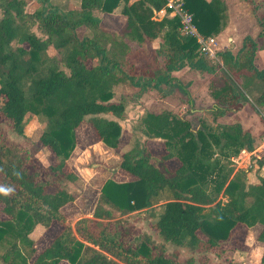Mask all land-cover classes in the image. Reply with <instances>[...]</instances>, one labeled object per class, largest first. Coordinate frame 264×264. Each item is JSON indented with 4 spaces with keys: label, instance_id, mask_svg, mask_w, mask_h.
<instances>
[{
    "label": "trees",
    "instance_id": "obj_1",
    "mask_svg": "<svg viewBox=\"0 0 264 264\" xmlns=\"http://www.w3.org/2000/svg\"><path fill=\"white\" fill-rule=\"evenodd\" d=\"M31 1L37 6L27 12ZM166 1L80 0L79 9L67 10L50 0H0V125L22 135L27 118H39L44 129L37 141L52 155L43 164L30 149L8 142L0 127V205L6 216L0 220V264H194L177 249L221 257L224 243L241 232L243 245L247 229L257 224V241L264 244V177L248 184L252 168L233 172L229 166L232 156L254 149L252 135L237 122L211 126L202 121L193 131L187 120L172 114L146 115L141 120L147 139L121 154L120 169L132 179L106 180L91 218L72 225L61 211L74 200L65 184L74 183L77 175L67 161L83 120L99 142L119 147L123 131L118 120L124 118L125 104L113 100L111 77L139 91L160 92L182 89L174 73L183 69L214 75L213 122L240 110L252 88L260 89L256 100L264 104V67L254 63L256 51L264 50V0H246L258 38L245 36L235 52H218L219 63L206 59L193 38L179 35L177 18L152 19ZM182 1L202 36L226 26V0ZM96 12L122 15L139 43L161 41L148 50V71H128L99 46ZM50 48L55 54L48 53ZM148 140L158 141L163 152L152 155ZM171 160L177 162L173 169L167 164ZM251 165L259 171L264 154L253 157ZM219 195L225 201H217ZM158 204L161 210L149 226L160 242L144 232L132 236L113 216ZM52 223L60 230L37 253L30 234ZM166 244L174 250L168 252ZM259 264H264V252Z\"/></svg>",
    "mask_w": 264,
    "mask_h": 264
},
{
    "label": "rangeland",
    "instance_id": "obj_2",
    "mask_svg": "<svg viewBox=\"0 0 264 264\" xmlns=\"http://www.w3.org/2000/svg\"><path fill=\"white\" fill-rule=\"evenodd\" d=\"M50 2L58 8L67 10H76L80 6V0H50ZM226 4V26L220 33L214 36L218 38L221 50L228 49L235 52L240 47L241 41L245 36L257 39L260 30L255 23L250 6L246 0H226ZM36 6L34 1L28 2L25 11L31 12ZM96 14L100 17L101 23L103 14L99 12H96ZM32 31L38 35L35 26L32 27ZM159 42L161 43L160 40ZM15 45V42H13L12 46L14 47ZM48 53L50 55L55 54L51 48L48 50ZM254 63L257 68L264 67V50L256 51ZM174 76L178 79L183 90L164 87L163 91L160 92L154 89L139 91L138 88L131 86L128 82H125V85L120 83L113 87V100L122 101L125 104L124 118L118 120L123 133L120 148L117 151L106 147L96 139L87 119L83 120L78 126L75 131L76 146L67 161L70 169L77 175V180L74 183L65 184L66 189L73 194L74 200L62 208L63 215L72 225L81 218L92 217L99 191L106 180L124 182L132 179L120 169L121 154L131 149L136 143H141L147 139L143 133L144 126L141 120L146 115L159 116L166 113L172 114L178 118L187 120L193 131L198 129L202 121L211 126H214L215 123L237 122L252 135L254 149L264 141V104H259L256 100L260 95L259 88H252L246 94L247 102L240 110L218 118L213 122L211 112L213 101L210 95L218 77L200 74L188 69L175 72ZM0 127L3 136L8 142L17 144L24 149H30L43 164H47V162L52 160L49 148L40 145L37 141L44 129V123L39 118L35 116L28 117L22 135L12 132L4 124H1ZM147 146L154 156L163 152L162 146L158 141L148 140ZM238 154L230 158L229 166L233 169V172L236 171L234 160H236ZM241 156L242 158L247 157L244 153ZM167 164L171 169L177 166L175 160H171ZM243 165L244 163L241 166ZM250 168L252 169L247 176V183H257L261 172L255 171L254 165H251ZM218 200L223 202L225 198L219 195ZM160 208L158 204L151 209L139 213L120 216L118 212H114L113 216L115 220L123 221V225L129 229L132 236L136 237L144 232L150 234L155 242H160V239L151 231L149 226L155 220L153 214L155 216V214L159 213ZM5 218L6 216L3 214L2 206L0 205V220ZM259 229L258 224L247 229L246 234H244L245 237L247 235V243L245 245H241L242 233H235V237L237 236L238 239L233 238L232 243L229 240L222 245L224 253L221 257H216L212 253H191L184 248H178L177 250L183 259L192 258L194 264H225L228 260H232L233 264H256V259L259 255L256 250V236ZM59 230L60 226L57 223H52L47 229L36 226L30 234L36 251L39 252L42 248L46 247ZM165 246L168 252L174 250V247L169 244ZM245 246H249L250 250H246ZM239 253H241L243 259L236 257L237 261L235 262L233 258L237 255L240 256ZM59 264L68 263L65 261Z\"/></svg>",
    "mask_w": 264,
    "mask_h": 264
},
{
    "label": "crops",
    "instance_id": "obj_3",
    "mask_svg": "<svg viewBox=\"0 0 264 264\" xmlns=\"http://www.w3.org/2000/svg\"><path fill=\"white\" fill-rule=\"evenodd\" d=\"M102 17L103 18L100 23V32L98 36L96 37V41L98 42L99 46L106 50L107 55L109 57H114L118 59L119 61H121L122 63L126 64L128 71H131V72H135L139 70L148 71L150 69V64H149V59H148V50L156 49L159 46L158 44L160 43L159 40L158 41L155 40L151 44H148V45L146 44L144 40L141 43H139L134 38L133 35H130L127 22L122 15L103 14ZM111 81H112V84H111L110 90L112 91V93H113V87L116 86V84L121 83L125 85V82H127L123 79H120L117 76L111 77L110 82ZM119 148H120V144H119L118 149ZM118 149H115L114 151H117ZM258 226L260 227L258 231V234H259L261 230V226L260 225ZM246 243H247V235L245 237L244 245ZM256 243H257L256 250L258 251V254H259L256 259V264H259L260 257L262 256L264 252V244L258 241H256ZM245 249L248 250L249 246H245ZM239 255L240 256L238 255L237 256L234 255L235 257L233 256L234 257L233 259L235 260V262L237 261L235 259L236 257L243 259L241 253H239ZM61 262H65V261H61Z\"/></svg>",
    "mask_w": 264,
    "mask_h": 264
},
{
    "label": "built area",
    "instance_id": "obj_4",
    "mask_svg": "<svg viewBox=\"0 0 264 264\" xmlns=\"http://www.w3.org/2000/svg\"><path fill=\"white\" fill-rule=\"evenodd\" d=\"M163 18H177L179 20V35L184 38H193L197 43L199 51L206 59L212 62H220L217 54L224 50H221L218 38L214 35L205 37L198 33L193 22L192 14L184 9L182 0H167L164 7L156 12L152 19L159 21ZM243 153L247 156L246 158H242L241 155ZM263 154L264 141L251 152L245 150L240 151L236 160H234L236 166L235 170L237 171L240 168L251 167L252 158L260 157ZM242 163H244L243 166H241ZM259 171L261 172L260 176L264 177V166L261 167Z\"/></svg>",
    "mask_w": 264,
    "mask_h": 264
}]
</instances>
